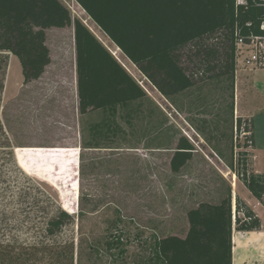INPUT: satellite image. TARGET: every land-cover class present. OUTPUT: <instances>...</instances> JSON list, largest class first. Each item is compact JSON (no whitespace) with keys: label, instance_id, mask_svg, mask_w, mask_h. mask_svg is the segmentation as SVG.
<instances>
[{"label":"rangeland","instance_id":"rangeland-1","mask_svg":"<svg viewBox=\"0 0 264 264\" xmlns=\"http://www.w3.org/2000/svg\"><path fill=\"white\" fill-rule=\"evenodd\" d=\"M60 1L72 21L80 20L112 55L116 54L146 99H153L168 120L170 124L158 132L162 134L156 145L176 134V139L183 137L192 146V159L178 173H172L173 152L134 150L133 137L141 133L140 124L149 121H138L135 116L133 130L125 129L132 137L115 143L121 149H85L82 145L89 133H85L88 126L76 98L73 24L47 29L45 43L51 62L39 79L24 84L19 61L10 53L0 68V240L9 246L12 241L30 243L38 234L56 239L57 253L70 241L72 264H156L155 242L169 235L184 237L187 211L200 203L217 204L232 191L233 215L236 197L253 211L242 199L249 196L254 202V198L227 167L231 158L235 168L241 169L243 158L248 172H264V105L261 96L250 89L251 70L235 74L234 100L238 96L237 117H252V133L235 138L229 78L201 81L181 95L176 101L179 107L189 106V113L173 109L134 65L116 53L74 0ZM193 77L200 80L202 72ZM252 78L257 87L264 86V69L254 70ZM154 121L163 123L159 116ZM198 133H204V138ZM222 133L229 141L218 142ZM138 144L143 145L142 141ZM220 144L222 160L214 151ZM234 177L237 183L232 186ZM56 206L73 220L50 237L46 223ZM238 217L243 219L244 215L239 213ZM18 250L15 247L13 253ZM64 254L57 258V264H66ZM40 257L39 264L49 262L47 253H40Z\"/></svg>","mask_w":264,"mask_h":264},{"label":"trees","instance_id":"trees-1","mask_svg":"<svg viewBox=\"0 0 264 264\" xmlns=\"http://www.w3.org/2000/svg\"><path fill=\"white\" fill-rule=\"evenodd\" d=\"M74 1L147 82L169 104L186 113H189V106L179 107L176 100L204 80L229 78L233 102L237 43L257 34L258 25L264 20V9L256 6L259 0H248L246 6H237L236 0ZM72 24L79 113L84 115L97 110L105 113V121L92 127L83 146H112L118 141V133H109V113L114 117L117 109L122 110L120 120L128 126L126 129L132 130V118L127 112L132 103L145 97V93L80 20L72 21L69 10L60 0H0V68L7 63L6 53H10L19 61L24 84L39 79L51 62L45 30ZM201 72L202 78L195 80L193 76ZM235 120V138L238 134L250 136L251 120L241 117ZM116 127L123 132L122 126L116 124ZM152 127L157 130V135L162 134L158 133L163 130L162 123L154 122ZM241 130L242 133H237ZM120 134L119 140L126 142L127 133ZM198 135L203 137L204 133ZM226 138L229 141L230 137L222 133L218 142ZM248 143L252 145L250 140ZM176 144L170 160L172 173H178L192 159L194 151L183 137H179ZM219 146H215L214 151L222 160V145ZM229 161L230 171L264 206V175L248 172L247 160L243 158L241 169L235 168L231 158ZM235 202V215L231 192L217 204L200 203L188 210L186 235L158 239L153 250L155 263L232 264L233 230L252 232L261 227L259 218L248 206L238 197ZM239 213L244 215L243 219L238 217ZM48 218L46 234L50 237L73 220L57 206ZM34 236L30 243L12 241L10 246L0 240V264H39L40 253H47V264H57V258L63 257L64 253L66 264L73 263L70 241L63 243L62 252L57 253L56 239ZM15 247H18V253H13Z\"/></svg>","mask_w":264,"mask_h":264},{"label":"crops","instance_id":"crops-1","mask_svg":"<svg viewBox=\"0 0 264 264\" xmlns=\"http://www.w3.org/2000/svg\"><path fill=\"white\" fill-rule=\"evenodd\" d=\"M114 49L116 50V53L119 52L120 55H122L120 50L117 47L114 46ZM113 56L123 66L120 59L118 57H116V54H113ZM122 59H124L125 61H128L126 58H122ZM123 68L125 69L124 66H123ZM253 71H251L252 74H251V78L249 79L250 80L249 83L251 84L250 89L255 91V94L257 96L258 95L261 96L262 101H263L262 103L264 105V86L262 85L260 87H257V85H255V82L252 78L253 77ZM235 79L236 80L238 79L237 76H235ZM75 85H76L75 88H76V94H77L76 66H75ZM235 85H236V82L234 84V88H235ZM161 97H163V96H161ZM236 97L238 98V96H236ZM236 97H235V100H233V113H234L233 115L235 116V118H237L238 109H239V106L237 104L238 99ZM76 98L78 99V96H76ZM235 101L237 103H235ZM154 103H155V101L153 99L151 101L150 99L148 100V99H146V97H144L143 99L137 100L136 102L132 103V105H130V107H129L130 111H128L127 114L130 116V118H132V120H131L132 122L134 120L133 119L134 116L136 117V120L138 118L141 121L143 119L149 120L144 125L140 124L141 133H139L138 135L133 137V138H135V141H134L135 146L133 149L134 150L138 149L137 151L141 152V153L152 152V151L153 152H155V151H165V152L170 151V152H172V150L175 147V144L177 143V140H178V139H176V137H177L176 134L173 137L171 136L170 139H168V141H166L164 143V146H160L159 144L156 145V142H158L157 138L159 135L156 134L157 130H153V129L151 130V128H153L152 126H153L154 122L156 121V120L154 121V119L157 116L161 117V119L163 120L162 127H164V125H165V127H167L170 123L168 122V120H166L163 117V113H161L156 108ZM167 103H169V102L167 101ZM170 106L173 109H175L171 104H170ZM78 109H79V106H78ZM262 109L264 110V107ZM122 113L123 112L120 109H117V114L114 117H113V113H111V112L109 113L110 124H111V128L109 130V133H118V136H117L118 141H116L117 143H119V142L123 143L122 140H119L120 137H122V134L119 135V133H127V138H128V136L132 137L131 133H128L125 130L126 127H128V126H126V127L123 126L124 125V123L122 122L123 120H120L119 116ZM183 113H185V112H183ZM124 115L126 116V110H125ZM104 116H105V113H103V111H100V110L90 111V112H87L86 114L82 115V117H85V119H86L85 122H86V125L88 126V128L86 126L87 130H85V133H91L92 127H94L98 123L101 124L102 121H105ZM139 119H138V121H139ZM249 119H252V117H250ZM133 123H132V125H133ZM116 124L120 125V127L122 126L123 132L120 131L116 127ZM145 128L147 129V131L142 130ZM140 141H142L143 145L138 144ZM147 141H148V143H147ZM115 143L112 146H107L104 148L101 147V148H85V149H88V150H90V149H94V150H112V149L119 150V149H121V146L119 144H117V146H115ZM255 172L264 174V172L257 170V169ZM231 184H232V182H231ZM232 186H234V185H232ZM246 191L247 190L244 191V194L247 196V194L249 192L247 191L248 192L247 193ZM242 200L246 201L247 204L253 209L255 215L260 220L261 227L259 230L252 231V232H239V231L236 232V230L233 232V236H232V245H233L232 246V264H264V206L259 201H257L256 199H253L254 200V202H253L251 199H249V196H248V198L244 197V199H242ZM233 207H234V204H233ZM239 234H242V236H239Z\"/></svg>","mask_w":264,"mask_h":264},{"label":"built area","instance_id":"built-area-1","mask_svg":"<svg viewBox=\"0 0 264 264\" xmlns=\"http://www.w3.org/2000/svg\"><path fill=\"white\" fill-rule=\"evenodd\" d=\"M255 1V0H252ZM248 0H236L237 6H246ZM256 6L264 9V0L256 2ZM236 71L264 69V20L258 25V33L251 34L245 41L237 43Z\"/></svg>","mask_w":264,"mask_h":264},{"label":"bare ground","instance_id":"bare-ground-1","mask_svg":"<svg viewBox=\"0 0 264 264\" xmlns=\"http://www.w3.org/2000/svg\"><path fill=\"white\" fill-rule=\"evenodd\" d=\"M232 182H233V185H235V183H236V178L235 177L233 178Z\"/></svg>","mask_w":264,"mask_h":264}]
</instances>
